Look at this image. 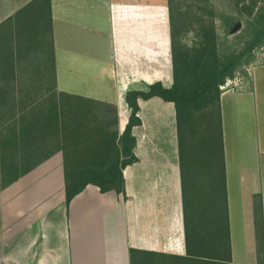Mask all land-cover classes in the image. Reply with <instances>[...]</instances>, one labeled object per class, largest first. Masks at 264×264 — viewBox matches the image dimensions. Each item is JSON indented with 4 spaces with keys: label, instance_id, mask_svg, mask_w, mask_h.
Returning <instances> with one entry per match:
<instances>
[{
    "label": "crops",
    "instance_id": "obj_1",
    "mask_svg": "<svg viewBox=\"0 0 264 264\" xmlns=\"http://www.w3.org/2000/svg\"><path fill=\"white\" fill-rule=\"evenodd\" d=\"M248 70L221 97L225 206L185 199L174 104L139 100V162L123 172L125 196L90 185L68 204L56 153L1 192L0 264H264L255 226L257 197L264 216V66ZM159 82L174 83L168 0H0L7 111L43 116L56 94L68 95L102 105L98 117L114 107L122 135L127 93Z\"/></svg>",
    "mask_w": 264,
    "mask_h": 264
},
{
    "label": "trees",
    "instance_id": "obj_2",
    "mask_svg": "<svg viewBox=\"0 0 264 264\" xmlns=\"http://www.w3.org/2000/svg\"><path fill=\"white\" fill-rule=\"evenodd\" d=\"M176 3L168 0L173 86L165 88L159 82L146 92H128L126 103L131 116L122 135L114 107L103 105L108 114L115 115L110 120L103 113L97 116L102 105L90 101L75 104L68 95H60L58 100L56 94L55 101L46 103L43 116L29 117L19 115L22 110L19 114L7 111L6 102H0V194L62 152L68 204L90 185L104 194L115 192L125 196L123 172L139 162L135 154L137 139L133 135V129L142 125L139 100L159 98L175 107L185 199L191 192L196 198L219 201L225 206L221 87L235 80L239 70L250 65L254 53L264 46V0L242 1L241 13L248 19L249 39L236 51L220 48L214 10L207 17H195L194 27H198L191 32H195L199 42L193 47L185 45L184 14ZM258 198L255 226L263 246V205Z\"/></svg>",
    "mask_w": 264,
    "mask_h": 264
},
{
    "label": "rangeland",
    "instance_id": "obj_3",
    "mask_svg": "<svg viewBox=\"0 0 264 264\" xmlns=\"http://www.w3.org/2000/svg\"><path fill=\"white\" fill-rule=\"evenodd\" d=\"M176 5L181 8L182 13L184 14V25L185 32L182 34V40L185 45L188 47H193L194 44L199 42L195 32H191L192 28L196 24V19L198 17H207L210 10H214L216 16V28L217 35L219 37L220 48L222 51L226 50H239L242 47V44L249 39V23L248 19L242 15L241 10L243 9V0H176ZM186 15V17H185ZM197 17V18H195ZM240 21L242 23V30L236 35H230V29ZM189 27V29H188ZM198 26L194 27L197 29ZM248 31V32H247ZM258 66H264V46L258 49L254 53V61L239 70L236 75L237 79L231 80L232 83L228 84L226 90H222V93H227L230 91H235L236 88L241 83L242 79L248 77L249 70L251 68ZM225 106V120H226V129L229 132L231 127V117L229 114L228 103L224 104ZM103 117H108L112 120L113 116L103 112ZM112 116V117H111Z\"/></svg>",
    "mask_w": 264,
    "mask_h": 264
},
{
    "label": "water",
    "instance_id": "obj_4",
    "mask_svg": "<svg viewBox=\"0 0 264 264\" xmlns=\"http://www.w3.org/2000/svg\"><path fill=\"white\" fill-rule=\"evenodd\" d=\"M242 30V23L240 21H238L237 23H235V25L233 27H231L230 29V35H236L237 33H239Z\"/></svg>",
    "mask_w": 264,
    "mask_h": 264
},
{
    "label": "built area",
    "instance_id": "obj_5",
    "mask_svg": "<svg viewBox=\"0 0 264 264\" xmlns=\"http://www.w3.org/2000/svg\"><path fill=\"white\" fill-rule=\"evenodd\" d=\"M236 79H237V78H236ZM230 83H232V81H228V82L226 83V85H225V86L221 87V89H222V90H226V89H227V86H228V84H230Z\"/></svg>",
    "mask_w": 264,
    "mask_h": 264
}]
</instances>
